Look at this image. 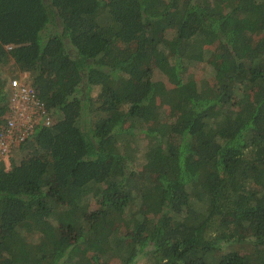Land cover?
Returning a JSON list of instances; mask_svg holds the SVG:
<instances>
[{"label":"trees","instance_id":"trees-1","mask_svg":"<svg viewBox=\"0 0 264 264\" xmlns=\"http://www.w3.org/2000/svg\"><path fill=\"white\" fill-rule=\"evenodd\" d=\"M10 67L53 122L0 163V264H264V0H0V125Z\"/></svg>","mask_w":264,"mask_h":264},{"label":"built area","instance_id":"built-area-1","mask_svg":"<svg viewBox=\"0 0 264 264\" xmlns=\"http://www.w3.org/2000/svg\"><path fill=\"white\" fill-rule=\"evenodd\" d=\"M8 109L5 122L0 125V163L8 166L12 149L26 139L37 127L50 125L51 115L37 97L22 73L9 81Z\"/></svg>","mask_w":264,"mask_h":264},{"label":"rangeland","instance_id":"rangeland-1","mask_svg":"<svg viewBox=\"0 0 264 264\" xmlns=\"http://www.w3.org/2000/svg\"><path fill=\"white\" fill-rule=\"evenodd\" d=\"M44 31H42L40 33V37H41V41L43 42L45 40V38L47 37L46 35L43 34ZM189 72H190V75H192L194 77V79L196 80H201L202 78H205V77H208L210 74H211V69L209 67L207 68H204L201 66V63H195L193 65H191L189 67ZM3 75L5 78H9L11 76H15V77H18L20 75H22V73L18 72L16 70V68H13V67H10V68H7V70L5 72H3ZM154 79L155 80H159V81H163L164 83L167 84V79H166V76L158 69L155 70L154 72ZM98 88H94L92 90V94H96ZM134 150H135V156L138 158L136 159L137 162H143V155H144V151L143 150V147H144V144H143V140L141 139H136L134 140L133 142H131ZM62 233H64L65 235L67 236H71L73 235L72 231H67L66 228H62ZM112 264H120V260L117 256L113 257L112 258ZM138 263L142 264V263H152L150 258L148 257H144L143 260H138Z\"/></svg>","mask_w":264,"mask_h":264}]
</instances>
